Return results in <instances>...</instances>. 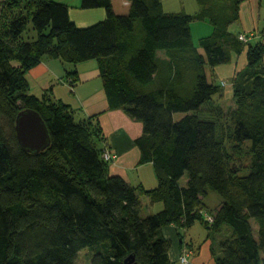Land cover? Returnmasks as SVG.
Listing matches in <instances>:
<instances>
[{"label":"trees","instance_id":"16d2710c","mask_svg":"<svg viewBox=\"0 0 264 264\" xmlns=\"http://www.w3.org/2000/svg\"><path fill=\"white\" fill-rule=\"evenodd\" d=\"M242 1L197 0L200 8L191 14L165 11L161 0H128L125 13H116L111 0H81L82 8L105 9L102 20L84 27L63 2L0 1V264H75L85 247L90 264H124L131 253L138 264H170L161 227L202 220L208 189L222 202L205 216L218 248L207 264H264V40L244 42L229 30ZM28 17L37 32L32 41L21 37ZM193 19L212 26L198 46ZM244 47L229 111L234 139L251 148V163L239 174L235 162H225L216 120L199 109L222 93L205 67L229 62ZM44 57L73 64L97 59L110 108L143 124L135 142L142 160L155 166L156 186H133L108 173L112 160L102 156L108 143L97 114L76 119L68 104L28 91L25 70ZM23 108L37 110L47 125L50 141L39 152L17 140L15 116ZM175 112L185 114L175 119ZM139 192L162 207L141 215ZM226 229L230 234L217 238ZM183 253L190 250L181 249L179 259Z\"/></svg>","mask_w":264,"mask_h":264},{"label":"crops","instance_id":"0c3cea01","mask_svg":"<svg viewBox=\"0 0 264 264\" xmlns=\"http://www.w3.org/2000/svg\"><path fill=\"white\" fill-rule=\"evenodd\" d=\"M62 1L67 4L69 17L77 26H88L105 17V9L103 7L82 8L80 5L81 0H72L71 2H66V0ZM114 1L111 0V3L116 13L127 12L129 6L128 0H121L123 3L122 7L124 6L121 11L114 7ZM185 1L161 0V5L165 11H177V8L173 7H179L181 4L186 5ZM195 2L197 8L194 12L187 13L193 14L198 11L200 5L197 0ZM244 2L247 1L243 0L239 4V20L242 18L241 8ZM179 11H185V8ZM243 29L245 30H237L234 32L240 33L251 28L248 25H244ZM249 35V41H251V37H255L256 32L251 31ZM246 49L244 47L237 55L233 53L229 62L214 66L213 69L217 72V75L227 78L241 69L246 64ZM199 51H202L201 48H199ZM157 55L161 59H168L164 50H158ZM220 65H226V67L218 71L217 68ZM69 70H75V72L68 73ZM24 76L30 93L38 97L46 94L50 98L61 100L70 106L76 119L97 114L102 132L105 136V141L115 154L113 160L108 165V173L110 175H120L133 186H143L144 188H153L156 186L157 173L155 166L151 160H142L141 150L135 142L136 137L143 133V124L141 121L131 118L122 108H110L97 59L90 58L73 64L70 62H62L59 58L44 57L25 70ZM72 77L76 78L71 83ZM158 80L159 78H156L152 86H155L159 82ZM183 177L184 180L181 182ZM181 179L179 182L181 185H184L187 180L186 174ZM138 197L141 208L142 206L147 207V204L151 206L160 204V207H162L160 202L152 203L150 198L142 192L138 193ZM149 210L147 208L143 212L144 214H142L140 209V214L146 215L153 212H148ZM163 227H161L162 234Z\"/></svg>","mask_w":264,"mask_h":264},{"label":"rangeland","instance_id":"374dc122","mask_svg":"<svg viewBox=\"0 0 264 264\" xmlns=\"http://www.w3.org/2000/svg\"><path fill=\"white\" fill-rule=\"evenodd\" d=\"M1 1V0H0ZM58 2H63L62 0H54ZM67 1L66 2H71ZM244 2L241 11L242 18L241 20L232 23L229 25V30L237 31V30H245L243 29L244 25L250 26L251 29L247 31H243L244 33L249 34L251 31L256 32L255 37H251V42H256L264 40V35L261 36L260 31L264 28V0H246ZM122 1H114V7L117 10H123ZM186 5H179L176 10H184L186 12H194L197 8V4L195 0H186ZM168 8V7H166ZM191 36L193 43L198 46V39L200 37L209 35L212 31V26L208 19H194L191 22ZM258 35V36H257ZM37 32L33 28L30 17L27 19L26 27L21 34L23 40L32 41L36 38ZM263 62H264V53H263ZM226 65L218 66V71L224 69ZM229 67V66H228ZM207 77L209 79H213L215 82L221 84L222 93L220 95H212L213 100H208L202 108L199 109V113L204 117H211L216 120L217 123V132L218 138L222 142L223 145V153L225 162L233 161L235 162L239 168L237 173L242 174L247 171L248 166L251 163V148L249 141H236L233 137L232 133V121L229 116V111L235 105L234 97L232 96V82L235 76V73L226 77H220L217 75V72L208 66L205 67ZM189 78V77H188ZM187 78V83L189 82ZM184 112H175L173 117L175 119L183 116ZM184 180V177L181 179ZM144 197V196H143ZM203 204L204 210L202 212L201 218L195 220L189 227H178L176 225H164L163 234L165 238L169 242L168 246V256L170 264H183L179 259V252L181 249L186 248L190 250V253L187 255L188 260L191 264H201V263H213L214 262V254L212 252V248H215L217 252V242L213 243V239L211 237V232L208 227L205 226V216L206 212H211L215 208H217L222 202L221 196L213 189H208L207 193L203 196ZM150 209L148 212H156L161 207L160 204L142 206L141 213L144 214L146 210ZM252 224V230L254 235L257 237V222L255 219L250 218ZM230 234V230H222L217 238L221 236H227ZM216 237V236H215ZM262 257L264 261V249L262 250ZM90 250L88 247L82 248L78 253L75 260V264H90Z\"/></svg>","mask_w":264,"mask_h":264},{"label":"water","instance_id":"95a60500","mask_svg":"<svg viewBox=\"0 0 264 264\" xmlns=\"http://www.w3.org/2000/svg\"><path fill=\"white\" fill-rule=\"evenodd\" d=\"M16 137L21 147L30 152H39L49 144L50 136L41 114L33 108L20 109L15 116ZM124 264H138L131 253Z\"/></svg>","mask_w":264,"mask_h":264},{"label":"built area","instance_id":"2783aa9c","mask_svg":"<svg viewBox=\"0 0 264 264\" xmlns=\"http://www.w3.org/2000/svg\"><path fill=\"white\" fill-rule=\"evenodd\" d=\"M249 37H250V35L247 34V33H243V32H240V33H239V38H240L242 41H244V42L248 41V40H249ZM102 156H103V158H105L106 160H113L115 154H114V152L112 151V149H111L108 145H106V146H104V149H103V151H102ZM207 219L211 220V219H212V216H211V215H207ZM180 260H181L184 264H188V263H189V262H188V259H187V254H186V253H183V254L180 255ZM206 264H207V263H206Z\"/></svg>","mask_w":264,"mask_h":264}]
</instances>
